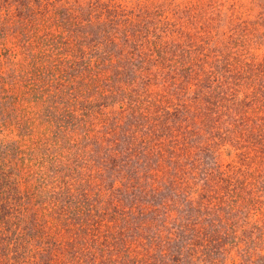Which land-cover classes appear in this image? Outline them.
<instances>
[{
	"label": "rangeland",
	"instance_id": "374dc122",
	"mask_svg": "<svg viewBox=\"0 0 264 264\" xmlns=\"http://www.w3.org/2000/svg\"><path fill=\"white\" fill-rule=\"evenodd\" d=\"M9 177L40 264H264V0H0Z\"/></svg>",
	"mask_w": 264,
	"mask_h": 264
},
{
	"label": "trees",
	"instance_id": "16d2710c",
	"mask_svg": "<svg viewBox=\"0 0 264 264\" xmlns=\"http://www.w3.org/2000/svg\"><path fill=\"white\" fill-rule=\"evenodd\" d=\"M3 180V179H2ZM8 185L6 187L5 194L0 196V264H8V261L10 259L17 258V261H12L10 264H40L42 262L44 256H40L39 259H37V255H40L41 250L36 255L30 256L32 250L29 248V243L32 241H36L35 237H38L37 233V227L35 225H32L30 222H28V208H27V202L29 201L30 197L28 196L27 190L23 193L18 191V187L14 186L13 180L9 177L8 179ZM25 184H27L26 181H24ZM2 184V183H1ZM0 184V185H1ZM12 184V186H10ZM103 190H105V198H107L108 203L103 202H97V203H87L90 208L85 207V211H81L80 214H83V216H87L88 221L91 222V224H88L87 221L84 220L85 228L83 227V221L79 220L81 225L78 224V226L73 225L70 223L76 233V236H78L80 233L87 234V232L92 231L93 229L96 232H100V234H108L111 231L110 236L112 235V222H109V227H105V229H101L102 225H104L101 222L102 217L107 213V210L109 209L108 206L118 209L120 204H116L117 200L120 199L119 196H117V193L113 194V191L111 187L104 188V184L102 183L100 185ZM100 189V187H99ZM186 194H181L179 197V201L177 200L174 205H180L184 204L186 209L185 216L183 219L187 220L188 212L191 211V209H196V203L194 201V197H191L188 195V191H184ZM103 197V199H105ZM135 203V202H133ZM177 207V206H176ZM178 209H172L171 213L172 215H177ZM137 213H140V211H137ZM127 214V213H126ZM121 219H125L127 215L124 213H121ZM165 218H168L167 215ZM78 220H76L77 223ZM165 221V220H164ZM25 222L29 223L31 225L30 228L27 227L25 223H23V227L20 229L19 224ZM72 222H74L72 220ZM151 222V221H150ZM150 222H142L141 225H145L147 228L150 226ZM166 222V221H165ZM140 225V226H141ZM80 226V227H79ZM92 228H88V227ZM99 226V230L96 228ZM149 226V227H148ZM155 228L158 230V225H154ZM153 227V226H151ZM12 229V230H11ZM80 229V230H79ZM110 229V230H109ZM160 231V230H159ZM41 234V233H40ZM72 235V233L70 232ZM2 243H4L6 246H10L12 243H17V247L21 249V251H17L18 253H15V247H12L11 249L5 248L3 251ZM32 245V244H31ZM77 245V246H76ZM76 245L73 244L72 246L77 247V251L79 253L83 252L82 246L84 245L82 239H77ZM19 250V249H17ZM15 253V254H12ZM8 253H10V257H8ZM17 254V255H16ZM84 255V254H83ZM71 258L73 264H75L73 256H68ZM68 260V259H67ZM31 261V262H30ZM32 261H34L32 263ZM61 264L59 261H57V264ZM43 264V263H42Z\"/></svg>",
	"mask_w": 264,
	"mask_h": 264
}]
</instances>
